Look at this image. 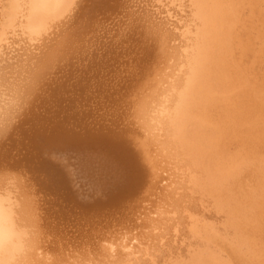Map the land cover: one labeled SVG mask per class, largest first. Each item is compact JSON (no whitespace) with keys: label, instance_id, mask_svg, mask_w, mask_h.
I'll use <instances>...</instances> for the list:
<instances>
[{"label":"bare ground","instance_id":"6f19581e","mask_svg":"<svg viewBox=\"0 0 264 264\" xmlns=\"http://www.w3.org/2000/svg\"><path fill=\"white\" fill-rule=\"evenodd\" d=\"M0 200L15 264H264V0H0Z\"/></svg>","mask_w":264,"mask_h":264},{"label":"clouds","instance_id":"9594fccd","mask_svg":"<svg viewBox=\"0 0 264 264\" xmlns=\"http://www.w3.org/2000/svg\"><path fill=\"white\" fill-rule=\"evenodd\" d=\"M13 210L6 209L0 200V264H15L17 249L26 247V234L15 225ZM8 240L7 249L5 240ZM7 252V255L5 254Z\"/></svg>","mask_w":264,"mask_h":264},{"label":"rangeland","instance_id":"374dc122","mask_svg":"<svg viewBox=\"0 0 264 264\" xmlns=\"http://www.w3.org/2000/svg\"><path fill=\"white\" fill-rule=\"evenodd\" d=\"M115 204H116V203H115ZM71 206H72V205H71L70 203H68V202L65 201V205L63 206V208H64V209H68V208H70ZM106 207H109V206H105V208H106ZM75 211H76V208L73 209V212H72V213H75ZM106 211H108V210L106 209Z\"/></svg>","mask_w":264,"mask_h":264}]
</instances>
